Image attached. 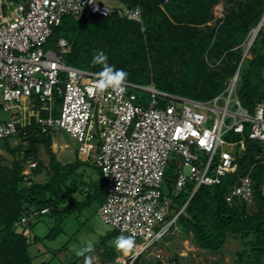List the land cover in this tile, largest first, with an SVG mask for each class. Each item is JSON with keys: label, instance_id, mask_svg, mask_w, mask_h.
Returning a JSON list of instances; mask_svg holds the SVG:
<instances>
[{"label": "built area", "instance_id": "2783aa9c", "mask_svg": "<svg viewBox=\"0 0 264 264\" xmlns=\"http://www.w3.org/2000/svg\"><path fill=\"white\" fill-rule=\"evenodd\" d=\"M112 12L99 0H0V109L8 115L0 119V141L18 139L32 119L41 134H67L77 143L79 157L91 159L102 175L106 195L97 209L98 217L119 234L143 241L139 250L113 263L141 264L142 255L171 231L179 215L159 227L171 205L164 191L168 165L176 170L170 194L178 195L192 185L190 196L201 186L219 185L222 178L235 174L237 159L247 145L252 149L253 166L264 168V99L252 111L237 97L233 100L256 37L253 33L241 45V61L224 82V91L207 102L127 82L122 93L112 89L97 93L94 73L63 63L62 55L68 52L65 39L58 40L57 50L43 49L63 17L80 19ZM117 12L140 22L138 8ZM221 60L210 67H217ZM135 90L150 93V102L137 104ZM157 96L175 103L159 105ZM56 97L61 105L54 116ZM232 102L235 109H231ZM36 164L27 158L22 171L26 180ZM253 166L228 187L225 202L229 206L238 204L247 212L255 211ZM260 197L264 200V171ZM262 210L264 217V204ZM48 211L44 208L30 216Z\"/></svg>", "mask_w": 264, "mask_h": 264}, {"label": "trees", "instance_id": "16d2710c", "mask_svg": "<svg viewBox=\"0 0 264 264\" xmlns=\"http://www.w3.org/2000/svg\"><path fill=\"white\" fill-rule=\"evenodd\" d=\"M114 1L122 8L118 11L138 8L140 22L120 16L116 9L107 16L86 14L80 19L65 16L44 46L57 50L58 40L65 39L68 52L62 55L63 63L94 74L101 66L92 64L93 56L97 51H103L109 65L128 73L125 82L143 87L153 85L160 93L200 102H207L224 91V82L234 75L241 61V45L264 14V0ZM220 1L231 7L223 18L215 19L213 8ZM249 54L251 58L244 61L239 74L237 94H243L241 105L252 111L255 104L264 99V26L259 29ZM220 58L217 67H210ZM134 92L137 104L145 106L150 102L151 94L149 102L145 103L141 94L148 93ZM157 100L159 105L166 104L158 97ZM53 105V115L57 116L60 98L56 97ZM31 121V126L18 139L0 141L14 157L11 166L0 163V264H32L30 247L40 241L31 234L32 221L43 216L53 218L54 225L44 236V239L53 240L62 232V224L68 215L80 214L95 205L98 209L105 201L100 171L82 160L61 164L52 149V136L41 134L34 119ZM35 132L38 133L36 137ZM37 145H42L48 155L47 168L38 161ZM29 157L37 164L26 180L22 171ZM237 164L235 174L222 178L219 185L201 186L189 201L192 185L178 195H171L176 173L173 165L169 170L166 168L164 191L171 201L168 221L179 213L175 225L183 230V236L191 235L196 246L209 253L219 251L228 236L245 239L235 264H264V200L260 197L264 168L253 166L250 145L238 157ZM82 166H90L96 171L100 183L90 180L83 199L78 200L74 197L76 188L72 189L70 184H74L76 171ZM252 166L250 174L255 183L256 209L248 213L243 205L229 206L225 195L228 187L239 176L247 174ZM44 171L48 179L43 183L34 181ZM78 190L83 194V187ZM44 208L49 209L48 213L30 216ZM23 219L26 220L22 222ZM26 230L30 231L28 235ZM106 240L102 239L101 246ZM137 250L123 256L128 257ZM99 259L103 263H113L116 258L106 249ZM173 261L177 264L176 259Z\"/></svg>", "mask_w": 264, "mask_h": 264}, {"label": "rangeland", "instance_id": "374dc122", "mask_svg": "<svg viewBox=\"0 0 264 264\" xmlns=\"http://www.w3.org/2000/svg\"><path fill=\"white\" fill-rule=\"evenodd\" d=\"M99 3L105 4L110 8L116 10H122L121 6L116 3L114 0H99ZM231 6H227L224 2L220 1L213 8V16L215 19L225 14L227 9ZM264 24V22H263ZM264 26V25H263ZM44 50H47L46 46L43 47ZM251 58V55L248 54V59ZM264 78V70L262 73ZM242 93L233 95V100L238 98L241 102ZM143 101L145 103L149 102L150 93L141 94ZM158 99L163 103H175V101L170 98L163 99L162 96H157ZM0 103H1V92H0ZM223 105V101L219 103ZM235 103H231V109L234 108ZM54 111V105L52 107V113ZM0 119H8L6 113H2L0 109ZM58 133V134H57ZM55 134H52L53 145L52 149L56 153V159L61 164L66 165L73 163L77 160L86 161L91 163V159L85 160L84 158L79 157L77 154V143L69 138L67 134L63 131H59ZM38 136V133H33ZM234 140V139H233ZM38 152V161L42 162L46 168L48 166L49 160L48 155L45 152V149L42 145H37ZM16 158V157H15ZM19 158V157H18ZM14 157L8 153L0 144V163L2 165L11 166ZM167 169H170V165L167 166ZM176 171L174 170V174ZM187 173V170H186ZM76 180L74 184H70L72 189H75L74 197L78 200L83 199L84 193L87 188V183L90 180L99 181V175L94 171L90 166H82L76 171ZM48 179L47 173L44 171L42 174L37 176L34 181L38 183H43ZM83 187V194L80 193L78 188ZM250 213V212H248ZM170 212L168 213L169 216ZM164 219L160 222L159 227L164 225L167 220ZM32 225V236L35 234L40 238V241L37 243H32L30 247L31 256H33L32 264H41L45 262L46 264H84V259L81 260L82 256H77L76 252L84 247L88 242L94 244V252L91 255L95 258L94 264H114V263H103L101 253L103 250L107 249V252L111 255H114L115 258L121 256L124 257L122 252L117 251L112 245V241L118 235H114L115 231L108 224L101 221L97 215V206L88 207L83 210L80 214H70L68 215L62 224V232L53 240L44 239V236L48 233L49 229L54 225V219L49 216H43L39 220H34L31 222ZM29 230L25 231V234H29ZM183 230L179 229L175 225L171 231L157 244L152 248L147 250L146 253L142 255L141 264H155L156 262L167 263L176 259L177 264H235L237 253L240 252L243 248V243L245 239L228 236L223 247L214 253L205 252L204 250L198 248L194 241L192 240L191 235L187 238L183 236ZM109 238L106 240V238ZM105 238V244L101 246L102 239ZM143 245V241L140 239L134 240V248L140 249ZM101 246L100 248H98ZM247 260V259H246ZM168 263V264H169Z\"/></svg>", "mask_w": 264, "mask_h": 264}, {"label": "clouds", "instance_id": "9594fccd", "mask_svg": "<svg viewBox=\"0 0 264 264\" xmlns=\"http://www.w3.org/2000/svg\"><path fill=\"white\" fill-rule=\"evenodd\" d=\"M92 64L101 66V70L95 74L96 80L94 83V90L97 93L102 94L107 89H112L121 93L124 91V84L127 80L128 73L123 69H116L114 66L109 65L107 63V56L103 51H97L93 56ZM112 245L117 251L127 255L131 253L134 248V239L131 236L126 237L120 235L114 238ZM94 250V244L88 242L76 252V255L84 257V264H94L95 258L91 255Z\"/></svg>", "mask_w": 264, "mask_h": 264}, {"label": "water", "instance_id": "95a60500", "mask_svg": "<svg viewBox=\"0 0 264 264\" xmlns=\"http://www.w3.org/2000/svg\"><path fill=\"white\" fill-rule=\"evenodd\" d=\"M263 19H264V14H263V16L261 17V19H260L258 25L253 29V31H252V33L254 34L253 36H256L257 33H258V31H259V29L264 25V24L262 25V21H263ZM191 197H192V196L189 197L188 201L191 199ZM126 237H127V236H126Z\"/></svg>", "mask_w": 264, "mask_h": 264}, {"label": "bare ground", "instance_id": "6f19581e", "mask_svg": "<svg viewBox=\"0 0 264 264\" xmlns=\"http://www.w3.org/2000/svg\"><path fill=\"white\" fill-rule=\"evenodd\" d=\"M263 22H264V19H263V21H262V25H263ZM254 34H252V36H253ZM255 37V36H254Z\"/></svg>", "mask_w": 264, "mask_h": 264}]
</instances>
